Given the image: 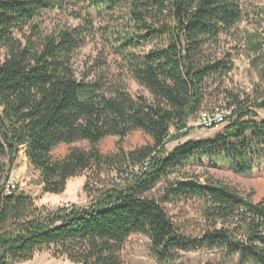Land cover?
<instances>
[{"label": "trees", "instance_id": "1", "mask_svg": "<svg viewBox=\"0 0 264 264\" xmlns=\"http://www.w3.org/2000/svg\"><path fill=\"white\" fill-rule=\"evenodd\" d=\"M53 10L82 26H46ZM93 17L110 24L99 33L113 39L126 73L148 97L132 96L99 65L94 74L92 68L76 74L73 58ZM242 18L240 0H0V264L30 260L40 249L71 264H122V245L132 233L148 237L160 264L174 263L172 248L197 244L220 251L216 264H264V202L218 181L176 180L166 189L170 197L194 196L204 204L208 225L189 239L162 206L164 198L152 193L197 158L239 175L264 168V118L255 113L264 112V93L249 99L227 92V104L208 109H231L220 133L164 149L207 110L209 84L230 72L229 54L218 56L220 38ZM144 44L150 46L138 52ZM250 45L260 50L258 42ZM135 130L152 143L106 154L95 147ZM77 141L90 147L51 155L60 143ZM22 149L42 193L60 194L68 179L87 173L90 203L46 209L17 187L6 194L2 180Z\"/></svg>", "mask_w": 264, "mask_h": 264}, {"label": "rangeland", "instance_id": "2", "mask_svg": "<svg viewBox=\"0 0 264 264\" xmlns=\"http://www.w3.org/2000/svg\"><path fill=\"white\" fill-rule=\"evenodd\" d=\"M243 14L242 21L230 32L229 35H222L220 38V49L218 56L229 54L232 61L231 70L221 80V83L209 84L206 91V102L204 109H209L214 105L227 104L225 96L227 92L247 95L249 99L256 98L264 93V0H240ZM74 8V7H73ZM68 12L53 10L45 16V24L50 27L53 24H66L68 26L81 25L78 19L68 16ZM92 29L86 35L84 42L77 49L73 58V66L76 74L91 72L98 69L106 70L108 79L112 76L120 77L126 84L132 96L144 95L148 97L146 90L138 85L123 68V61L118 51L112 47L113 39L110 36L103 37L98 28L105 25V19L98 17L91 18ZM82 26V25H81ZM251 43L258 42L260 50H251ZM150 46L144 44L137 49L138 52L147 50ZM211 95V97H210ZM257 118H264V112L255 109ZM198 116V115H197ZM196 116V118H197ZM196 118L187 122L188 130L185 135L177 140L169 141L165 144L166 152L171 151L176 145L187 140H211L220 133L224 124L215 128H201L195 126ZM171 133L173 128L170 129ZM215 135L213 136V134ZM152 143L151 137L135 130L120 139L117 136H107L97 142L95 147L101 153H111L118 148L130 150L136 146ZM72 147L87 149L90 144L87 141H77L71 144L60 143L51 151L54 158L65 155ZM192 164L183 166L179 171L172 173L166 179L161 180L153 189V194L160 199L171 219L179 226L181 233L189 239H196L207 227V222L202 217L204 209L203 201L194 196L170 197L166 193L169 184L184 177L201 182L206 180L218 181L238 190L254 202H264V168L251 175H239L227 167H220L210 164L206 159H196ZM87 173L72 177L67 180L65 189L60 194H49L41 192L38 172L28 163L24 149L20 150L13 161L8 166L4 180L14 179L16 187L34 198L37 207L54 209L65 205L87 206L91 198L84 191ZM3 180V181H4ZM174 263L166 264H216L221 253L216 248H208L205 245H189L188 247H176L170 250ZM122 264H160L151 254L150 241L142 233H132L124 241L120 252ZM14 264H71L63 256L54 255L50 249H40L34 252L30 260L16 262Z\"/></svg>", "mask_w": 264, "mask_h": 264}, {"label": "built area", "instance_id": "3", "mask_svg": "<svg viewBox=\"0 0 264 264\" xmlns=\"http://www.w3.org/2000/svg\"><path fill=\"white\" fill-rule=\"evenodd\" d=\"M231 114L232 111L230 108L228 112H217V113H209L207 112V110H201L198 113L194 125L201 128H215L221 124H224ZM3 183L5 186L4 188L6 194L16 189V184L14 182V179L12 178L10 179L8 178L7 180H4Z\"/></svg>", "mask_w": 264, "mask_h": 264}, {"label": "bare ground", "instance_id": "4", "mask_svg": "<svg viewBox=\"0 0 264 264\" xmlns=\"http://www.w3.org/2000/svg\"><path fill=\"white\" fill-rule=\"evenodd\" d=\"M229 108H224L223 106L222 107H219V106H216L214 108H212L211 110H208L207 109V112L209 113H217V112H228Z\"/></svg>", "mask_w": 264, "mask_h": 264}, {"label": "crops", "instance_id": "5", "mask_svg": "<svg viewBox=\"0 0 264 264\" xmlns=\"http://www.w3.org/2000/svg\"><path fill=\"white\" fill-rule=\"evenodd\" d=\"M217 134V133H216ZM215 135V133L213 134V136Z\"/></svg>", "mask_w": 264, "mask_h": 264}]
</instances>
